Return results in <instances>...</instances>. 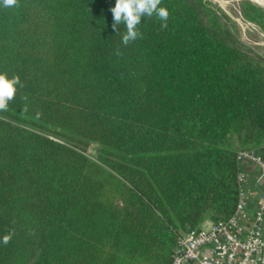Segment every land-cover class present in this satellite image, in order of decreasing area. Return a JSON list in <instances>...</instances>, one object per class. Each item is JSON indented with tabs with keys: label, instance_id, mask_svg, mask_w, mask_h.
<instances>
[{
	"label": "trees",
	"instance_id": "obj_1",
	"mask_svg": "<svg viewBox=\"0 0 264 264\" xmlns=\"http://www.w3.org/2000/svg\"><path fill=\"white\" fill-rule=\"evenodd\" d=\"M115 2L0 5V73L22 84L0 111V264H172L190 228L236 211L264 56L210 0H161L167 27L144 17L125 46ZM242 13L264 30V7Z\"/></svg>",
	"mask_w": 264,
	"mask_h": 264
},
{
	"label": "built area",
	"instance_id": "obj_2",
	"mask_svg": "<svg viewBox=\"0 0 264 264\" xmlns=\"http://www.w3.org/2000/svg\"><path fill=\"white\" fill-rule=\"evenodd\" d=\"M239 160L257 166L264 182V158L254 150L239 153ZM240 181L242 173H240ZM249 196L240 192L234 214L225 221L190 228L175 249L172 264H264V192L253 210Z\"/></svg>",
	"mask_w": 264,
	"mask_h": 264
},
{
	"label": "clouds",
	"instance_id": "obj_3",
	"mask_svg": "<svg viewBox=\"0 0 264 264\" xmlns=\"http://www.w3.org/2000/svg\"><path fill=\"white\" fill-rule=\"evenodd\" d=\"M161 0H116L111 8L113 14V29L118 33L119 25L124 24L126 32L122 36V43L127 46L129 42L135 41L142 34L138 29L142 18L152 17L154 14L164 23L162 27H167L169 12L165 7H159ZM0 5L5 8L18 6V0H0ZM117 55H121L119 49ZM21 84L19 76L9 78L6 74L0 73V111H7L9 103L15 99L17 86ZM27 99V97H23ZM26 111V107L23 109ZM11 239V234L3 237V243L7 244Z\"/></svg>",
	"mask_w": 264,
	"mask_h": 264
},
{
	"label": "rangeland",
	"instance_id": "obj_4",
	"mask_svg": "<svg viewBox=\"0 0 264 264\" xmlns=\"http://www.w3.org/2000/svg\"><path fill=\"white\" fill-rule=\"evenodd\" d=\"M215 8L227 15V22L243 44V47L264 56V30L256 23L246 19L242 13L245 0H210ZM251 1V0H250ZM264 7L263 1H252ZM225 20V18H224ZM93 146V145H92ZM89 147L87 153L95 154Z\"/></svg>",
	"mask_w": 264,
	"mask_h": 264
},
{
	"label": "crops",
	"instance_id": "obj_5",
	"mask_svg": "<svg viewBox=\"0 0 264 264\" xmlns=\"http://www.w3.org/2000/svg\"><path fill=\"white\" fill-rule=\"evenodd\" d=\"M254 151L264 158V146L254 149ZM240 164L242 173V179L240 181L241 191L249 196L248 209L253 210L257 204V196L264 192V182L258 179V170L254 163L248 160H242ZM209 223L211 221L207 220L203 225Z\"/></svg>",
	"mask_w": 264,
	"mask_h": 264
},
{
	"label": "water",
	"instance_id": "obj_6",
	"mask_svg": "<svg viewBox=\"0 0 264 264\" xmlns=\"http://www.w3.org/2000/svg\"><path fill=\"white\" fill-rule=\"evenodd\" d=\"M259 5H261V4H259ZM97 147H98L97 145H93L92 150L95 151L97 149Z\"/></svg>",
	"mask_w": 264,
	"mask_h": 264
},
{
	"label": "bare ground",
	"instance_id": "obj_7",
	"mask_svg": "<svg viewBox=\"0 0 264 264\" xmlns=\"http://www.w3.org/2000/svg\"><path fill=\"white\" fill-rule=\"evenodd\" d=\"M252 1H263L264 2V0H252Z\"/></svg>",
	"mask_w": 264,
	"mask_h": 264
}]
</instances>
